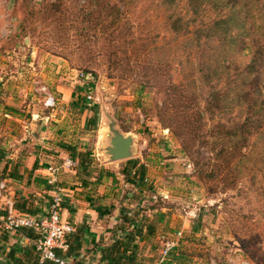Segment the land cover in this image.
I'll use <instances>...</instances> for the list:
<instances>
[{
    "label": "rangeland",
    "instance_id": "rangeland-1",
    "mask_svg": "<svg viewBox=\"0 0 264 264\" xmlns=\"http://www.w3.org/2000/svg\"><path fill=\"white\" fill-rule=\"evenodd\" d=\"M223 4L0 0V150L19 163L16 198L42 216L53 196L44 187L36 195L25 154L52 157L44 168L70 159L54 187L64 190L65 217L74 220L83 192L109 216L136 211L137 224L153 227L139 242L142 264L172 255L180 264H264V0H237L228 31ZM248 83V97L235 95ZM111 125L133 138L131 160L146 167L150 190L139 197L126 161L105 153ZM82 152L100 182L86 190L75 179Z\"/></svg>",
    "mask_w": 264,
    "mask_h": 264
},
{
    "label": "trees",
    "instance_id": "trees-1",
    "mask_svg": "<svg viewBox=\"0 0 264 264\" xmlns=\"http://www.w3.org/2000/svg\"><path fill=\"white\" fill-rule=\"evenodd\" d=\"M8 1L11 2L12 0H8ZM236 7H237V0H224L223 7L221 9L222 10L225 9L226 11H228V13L224 15L220 14V18H221L220 20L226 23V25H228L231 14L232 12H235ZM226 28L228 31L229 25ZM252 67H254V60L248 64L249 70ZM246 69H245V73H247ZM208 70L209 69L202 68V69H198V72H201L203 76L208 79V82H210L211 81L210 75L208 74L207 77L205 75V72H207ZM249 85L250 83H248V85L246 84L241 85V89L237 91L235 95L241 98V96H243V93H244V96L248 97L251 94L250 93L249 95H247V93L249 92V90L247 89ZM253 92H255L254 88H253ZM256 92H257V89H256ZM222 95L224 96L229 95L228 91L224 92V94ZM211 96L213 99L215 94ZM257 102L258 101L255 100V103ZM259 104L263 106L261 102H259ZM259 104H258L259 109H262L263 107H261ZM226 107L227 105L224 100L222 109L225 110ZM208 109L210 110V112H213V108L208 107ZM217 110H220V109L217 108ZM8 112L15 114L16 111L10 109L8 110ZM194 114L197 118H199V121L203 117L200 111L198 110ZM95 116H96V113H95ZM244 128H246V126L242 124L239 127L240 132L243 133ZM242 147L244 146L242 145ZM63 148H65V150L69 152L70 155H72L71 147L65 145ZM88 156H89V153L87 152H82L78 154V158H77L78 165L82 169L83 173H86L89 170L90 164L88 161L89 159ZM4 158H5L4 154L0 152V165L4 161ZM126 165L127 166L123 171V176H124L125 182L135 188V191H136L135 194L138 193L137 196L139 197V195H141L142 193L149 191L150 187L147 181L146 167L142 165H138L137 161L131 160V159L126 161ZM6 169L7 168L4 167L2 171L0 170V182L5 179L4 172L6 171ZM97 181L98 180L96 179V182ZM13 201H14V208L19 213H22L28 216H37L40 211V210L37 211L34 205H31L28 199H23L21 198V196L16 198V194H15V199ZM65 206H67V204L64 203L63 207ZM45 212L46 211L44 210L43 214H45ZM119 215H120V225L116 229L113 230V234H114L113 242L107 246L101 245L99 243H97L94 246L96 248H100L99 264H142V261L139 257V253H140L139 246L140 245L138 244V241L152 234L153 227L151 225L144 226L142 223L137 224L135 222V219L138 216V214H136L135 212L128 213V211L121 209L119 212ZM99 216L101 217L103 215L99 213ZM20 233L21 235H24L30 239H33V240L36 239V235L31 231L24 230V231H21ZM83 243H85V241L81 236L77 234L71 235V237L67 240L68 249L65 252L57 251L56 254L59 257L64 258L65 260L69 258L79 257L80 251L82 250ZM34 253H35V249H34ZM15 255H16L15 251H12L11 253L6 254L5 250L0 246V264L5 263L3 257L14 259ZM23 256L32 258L28 261L29 264H40L36 253L35 255H33L31 252H28L27 254L26 253L23 254ZM181 261H182L181 257H179L178 255H172V257H167L162 264H180ZM15 262L16 264H24L19 260H16ZM41 264H54V263L49 262V261H44Z\"/></svg>",
    "mask_w": 264,
    "mask_h": 264
},
{
    "label": "crops",
    "instance_id": "crops-1",
    "mask_svg": "<svg viewBox=\"0 0 264 264\" xmlns=\"http://www.w3.org/2000/svg\"><path fill=\"white\" fill-rule=\"evenodd\" d=\"M7 114L13 115L12 113H7ZM10 147H11V143H8V146L6 144L3 145V149L5 148L6 151L9 150ZM1 151H3V150H0V152ZM13 157H16V155H13ZM17 157H18V155H17ZM5 158L10 160V162H5L4 165L1 163L3 168L4 167L7 168L6 171L4 172V176L7 174V172H8V174L6 175V178L0 182V185L3 184L6 188L5 192L3 194L4 195L3 198H0V209L2 208V205L6 199H8V198H11L13 200L15 199V191L18 190L17 188H15V186H17V184L14 182V180H13L14 178L12 176L15 175L16 170H18V167H19L18 164L19 163L13 162L14 159H12L11 157H9V158L5 157ZM49 158H52V157L44 156L43 154H41V152H40V154H38V152L36 153L34 150H33V152L29 153V155L25 154V156L23 158V162L25 163V169L28 171V173H27L28 183L33 182V181H37L38 183L41 184V186H37L35 188L38 190L36 192L37 196H40L41 194L45 193L44 189H49L47 192L50 194H53V196L55 195L54 188L48 186L47 182H46V176H47L46 169L50 165L45 167V168L42 167L43 162ZM64 161H65V159H64ZM77 163H78V160H77ZM3 168H0V170L2 171ZM55 168H57L58 171L60 172L61 170L68 171L69 169H72L73 167L66 169V168H63V164H62L61 167H55ZM89 168H90V170H88L86 173H83L82 169L79 167L78 171L75 173L76 174V178H75L76 180H77V178H79V181L81 179L85 180L84 182L82 181V183H80V185H79L84 190L89 189L88 188L89 187L88 182H94V184L100 183L98 177H96L94 179L91 178L94 173L91 170L90 166H89ZM59 172H57V176H58ZM85 174H88V175L85 176ZM57 176H56V179H57ZM96 179L98 180L97 182H96ZM92 180H94V181H92ZM56 185H57V183H56ZM42 187H44V189H42ZM27 190H29V188ZM58 190H59V194L61 195V197H63V194H61V192L64 190H62V189L61 190L58 189ZM53 196H51V197H53ZM79 197L81 199H83L85 201V203L77 202L76 204L79 206L78 208H76L77 205H74V207L76 208L74 210V214H75L74 220H72L73 218L70 217L71 219H70V221H68L67 217H65V213H66L65 207L63 208L62 217L64 220L68 221L69 223L71 222L70 224H73L72 225L73 232L68 236L67 240L71 237V235H74V234L81 236L85 241V243H83L82 249L87 250V252H89V253H85V252L83 253V251H80L79 257L69 258L67 260H65L62 257L61 258L65 260L66 264H99V258H100L99 250H100V248H96L94 246L97 243L104 245V246H107L113 242V240H114L113 230L116 229L120 225V215H119L120 211L117 209L116 211H114V214L109 216V212H106L108 210V207L103 206L101 204L99 205V208L95 207L93 205V203H94L93 197H90V195L88 193L83 192L80 194ZM64 203L67 204L63 200V204ZM63 204H62V207H63ZM101 208H104V209L106 208V210H103V211L99 210ZM47 209H48V207H47ZM47 209L45 211H47ZM133 212L138 214L136 211H129L128 213H133ZM99 213H101V215H103V216L100 217ZM106 213H108L107 214L108 216L107 215L104 216V214H106ZM85 216L87 217L86 220L91 222L90 225H87V224H89L87 222L83 223ZM82 217H83V220L81 219ZM104 220H106V221H104ZM80 224H85V225L80 226ZM89 226H90V230L87 229ZM3 232L0 233V246L5 250L6 254L11 253L12 251H15L16 255H15L14 259L3 257L5 263H2V264H16V262H15L16 260H19L24 264H29L28 261L32 258L31 257H24L23 254H25V253L27 254L28 252H31L33 255H35L34 246H33L34 240L30 239L24 235H21V233H8L5 231H3ZM146 237H148V236H146ZM140 241H138V244ZM139 250H141V248Z\"/></svg>",
    "mask_w": 264,
    "mask_h": 264
},
{
    "label": "built area",
    "instance_id": "built-area-1",
    "mask_svg": "<svg viewBox=\"0 0 264 264\" xmlns=\"http://www.w3.org/2000/svg\"><path fill=\"white\" fill-rule=\"evenodd\" d=\"M53 98L49 97L46 105H53ZM75 166V163L66 159L63 162V168L69 169ZM46 182L47 185L54 188L57 183L58 169L49 166L47 169ZM5 186L0 185V198H3ZM55 195L51 197L48 203V209L43 216H28L19 213L14 208V201L8 198L4 201L0 209V229L8 233H20L28 230L36 235L33 241L35 253L39 263L49 261L54 264H66L65 260L59 257L56 252L66 251L68 249L67 238L73 232L72 225L63 219V199L59 194V190L55 189ZM175 247L173 243L167 244L163 251L164 257L169 255Z\"/></svg>",
    "mask_w": 264,
    "mask_h": 264
},
{
    "label": "water",
    "instance_id": "water-1",
    "mask_svg": "<svg viewBox=\"0 0 264 264\" xmlns=\"http://www.w3.org/2000/svg\"><path fill=\"white\" fill-rule=\"evenodd\" d=\"M111 138L105 153L110 162L128 161L132 157L133 138L119 133L114 126H110Z\"/></svg>",
    "mask_w": 264,
    "mask_h": 264
}]
</instances>
